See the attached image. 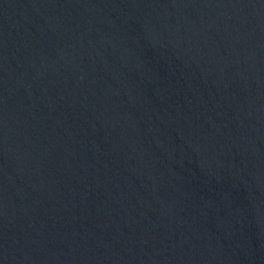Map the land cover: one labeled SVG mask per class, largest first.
<instances>
[{
	"label": "water",
	"instance_id": "95a60500",
	"mask_svg": "<svg viewBox=\"0 0 264 264\" xmlns=\"http://www.w3.org/2000/svg\"><path fill=\"white\" fill-rule=\"evenodd\" d=\"M264 253V0H0V264Z\"/></svg>",
	"mask_w": 264,
	"mask_h": 264
}]
</instances>
